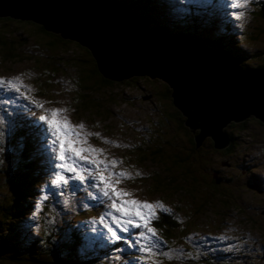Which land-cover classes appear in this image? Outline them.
I'll return each instance as SVG.
<instances>
[{
	"label": "rangeland",
	"instance_id": "obj_1",
	"mask_svg": "<svg viewBox=\"0 0 264 264\" xmlns=\"http://www.w3.org/2000/svg\"><path fill=\"white\" fill-rule=\"evenodd\" d=\"M175 1L179 3H167V13L186 28L226 35L224 40L247 49L249 55L246 60L249 62L264 58V53L258 59L254 56L256 48L264 52L262 18L253 15L238 18L241 12L251 10L250 1L256 5L264 0H249L247 7L236 8L237 12L232 17L228 16L225 7L209 6L213 9L205 10L201 1H198L200 7L186 6L183 0ZM252 12L256 14L255 10ZM213 13L222 16L211 17ZM26 21L16 19L6 26L0 24L1 30L13 34L9 39L19 51L14 56L0 52V78L23 85L21 93L8 89L0 92V96L4 101H25L30 107L23 104L18 107V113L34 129L33 119L41 115L50 116L53 109H66L63 116H67L73 125H84V133L93 134L88 137V142L97 149H103L108 160L118 161L116 170L130 174L131 178H123L119 187L130 192L131 198L152 203L161 201L168 207L164 215L176 221L173 222L176 227L169 226L171 234L165 232L167 236H173L170 238L163 234L158 223L153 225L162 244L156 250L158 254L148 260L140 259L143 253L138 246L131 247L138 255L134 252L129 255L118 253L121 247L101 253L86 243V231L82 229L85 226L90 229L96 224L97 218L88 217H98L99 210L84 208L86 201L80 195L82 192L50 183L46 194L48 199L58 204L53 208L47 201L55 213L52 222L60 225V229L65 228L67 238L73 233L80 237L81 246L75 245L76 263L264 264V124L253 117L242 122H227L223 129L233 123L240 131L236 144L227 150L224 148L229 141L222 148H216L210 135H205L197 144L195 136L200 130L185 124L187 116L182 115V110L174 104L173 88L168 87L165 80L143 75L131 77L123 83L113 81L110 88L100 92L86 89L87 78L83 84L80 76L86 75L88 67L96 66H85L90 64L89 57L85 63L76 61L77 56H90L75 44L79 42L72 39L64 45L61 40H52L51 31L42 24ZM208 23L214 25L200 26ZM252 28H259L260 38L247 42L244 36L240 40L238 33L242 29L250 32ZM211 41H207L206 46ZM227 49L225 51L236 54L235 50ZM93 64H97L96 60ZM79 65L85 66L83 74L78 72ZM252 66H256L255 63ZM93 76L98 77V74L94 72ZM179 118H183V122ZM0 124L9 126L1 116ZM39 130L42 135L40 123ZM226 132L233 134L229 130ZM189 147L196 153L188 150ZM163 180L167 185L172 183L170 188L163 190L162 183L156 182ZM212 190L214 195H210ZM208 196H214L213 202L208 207L200 205L198 200ZM158 214L159 220L163 210ZM44 216L41 207L32 209L23 224L26 231L20 234L27 235L41 228ZM18 227L21 228L20 225ZM16 235L7 234V240H16ZM196 253L202 258H196Z\"/></svg>",
	"mask_w": 264,
	"mask_h": 264
},
{
	"label": "water",
	"instance_id": "obj_2",
	"mask_svg": "<svg viewBox=\"0 0 264 264\" xmlns=\"http://www.w3.org/2000/svg\"><path fill=\"white\" fill-rule=\"evenodd\" d=\"M42 24L88 47L110 80L159 77L173 88L174 104L187 116L199 144L205 135L222 148L223 127L253 116L264 123V69L241 70L226 51L188 36L147 28L126 6L106 0H0V17ZM198 130V132H199Z\"/></svg>",
	"mask_w": 264,
	"mask_h": 264
},
{
	"label": "trees",
	"instance_id": "obj_3",
	"mask_svg": "<svg viewBox=\"0 0 264 264\" xmlns=\"http://www.w3.org/2000/svg\"><path fill=\"white\" fill-rule=\"evenodd\" d=\"M106 1L128 7L134 15L138 16L145 22L149 30L156 33L165 34L171 37L192 36L201 42L203 41L205 46L207 41L212 40L207 47L214 49L219 48L223 51L229 50L227 48L235 50L237 55H232L239 61H242L240 64L241 70L264 69V58H261V61L251 60L252 62H249L250 60H246L249 55L247 49H244V46L240 47L239 45L232 44L231 41L230 43L224 40L226 35H220L213 31H205L202 33L201 31L198 32L199 28L190 30L189 28L183 26L178 20L168 15L167 12L169 10V6L167 3H172L169 0ZM204 5L201 6H204L202 8L205 10L213 9V7H209L205 3ZM249 5L251 6V10L249 12H245L244 15H253V17L262 18L264 22V2L254 5V2L252 1ZM253 10L256 11V14H253ZM210 16L220 17L222 15L213 13L210 14ZM16 19L17 18L11 16H1L0 24L6 26ZM17 20L23 22V19ZM28 21L30 20H27L26 22ZM212 25L214 24L208 23L207 25L200 26L207 27ZM245 29H242L238 33L241 37L240 40L244 36L248 39L247 42H254L260 38L258 35L259 28H252L250 32H246ZM51 34L53 35L51 36L52 40H61L60 42L64 45H67L69 40H71L70 38H62L60 33L55 35L53 33ZM10 35L13 34L7 30L4 31L0 29V52H4L9 56H14L18 54L19 51H17L18 49L16 45L11 41V39H9ZM75 44L80 46V48L82 47L90 55L77 56L78 60L76 61L85 63L88 61L87 57H89L90 64H86L85 66H96L95 68L88 67L86 75L80 76L83 84L86 83L85 80L87 78L88 86L86 89L100 92L99 90L110 88L112 82L117 80H110L102 75L99 71L98 65L93 64L95 57L88 47L80 43ZM263 53L264 52L259 48H256L254 56L258 59ZM254 63L256 66H252ZM79 66V73L83 71V68L85 70V66ZM94 72L98 74V77L93 76ZM135 76L139 75H131L128 78L119 80L118 82L123 83ZM114 84H116V82H114ZM127 85L130 86L131 84L128 83ZM91 87L94 89H91ZM93 102L94 105H96L95 99ZM175 117L177 116L175 115ZM182 119L183 118H179L181 122H183ZM8 125L9 126L7 127L0 124V132L3 133V135L0 136V261L6 262L5 264H80L76 263L75 258V245L77 244L81 246L79 243L80 237L78 234L73 233L72 236L70 235V238H67L65 228L60 229V225L52 222L55 217V213L52 211L51 207H49L47 201L53 208L58 207V204L53 199H44L43 201H40L42 212L45 215L40 224L41 228L38 227L35 229V232H33L34 234L28 231L27 232L30 234H20V232L26 231L23 230L25 218L30 214L34 205L38 203L40 191L46 185V178L44 177V174L46 173V157L41 158V155H39V151L41 150L39 144H42L43 142L42 140H38L35 129L30 123L26 122L22 119V117H18L12 119ZM226 130L231 131L233 134L227 133ZM223 131L229 139L228 145L224 148L227 150L228 147H233L236 144L240 131L233 123L226 126ZM39 132L41 134L40 130ZM188 150L192 153H196L194 148L192 149L189 147ZM176 156L179 155L177 154ZM201 169H203V166ZM156 182L159 184L162 183L161 186L163 190H166L167 187L170 188L172 184L170 182L167 185L165 180ZM211 192L212 193H210V195H214L213 192L215 191L212 190ZM44 194H46V192ZM213 198L214 196H208L206 199L197 200L200 205L202 204L205 207H208L209 203L213 202ZM52 202H54V204H52ZM47 213L49 216H46ZM49 217L50 219L46 220L45 223L44 220ZM173 222L176 221L170 218V216L161 215L158 221L154 220L152 222V225L158 223V226L163 234L166 235V232L170 235L172 230L169 226L176 227ZM19 225L21 226L20 229L18 227ZM162 225L164 226L163 229ZM9 233L15 235L17 234L16 240L8 241L7 234ZM167 237L170 238L173 236ZM1 242L3 246H1ZM198 254L199 253H196V258L201 259L202 257ZM157 258L159 257L157 256ZM102 263L105 264V262Z\"/></svg>",
	"mask_w": 264,
	"mask_h": 264
},
{
	"label": "snow or ice",
	"instance_id": "obj_4",
	"mask_svg": "<svg viewBox=\"0 0 264 264\" xmlns=\"http://www.w3.org/2000/svg\"><path fill=\"white\" fill-rule=\"evenodd\" d=\"M248 2L249 0H235V7L245 8ZM243 16L244 13L241 12L238 18ZM22 87L23 85L15 80L0 78V92L13 89L16 93H21ZM4 102L8 103V100ZM40 107L43 108V105ZM66 111V109H53L50 116L39 117L46 123V135L51 137L53 150L58 153L59 163L55 167L59 171L54 173L52 185L62 187L68 185L70 179L81 183L94 179L96 182L93 187L98 188L100 195L110 201L109 207L112 211L119 214L118 216L108 214L111 216V224L106 223L101 217L100 223L107 229L105 237L112 242H124L131 247L138 246L139 251L143 253L140 257L142 260L157 255L156 250L159 249L162 241L158 237L156 228L151 226V221L158 215L159 210L166 211L164 205L162 202L152 203L131 198L130 192L120 188L122 179L131 178L130 174L113 171L119 166V162L115 159L108 160L103 149L92 146L88 142V137L93 134L84 133L85 126L82 124L73 125L67 116L62 115ZM2 135L3 133L0 132V136ZM43 199L47 200L48 195L45 194ZM130 228L144 229V231L139 232L136 240L133 241L127 235H121V233L128 234ZM145 240L150 242L142 243ZM166 255L171 254L166 253Z\"/></svg>",
	"mask_w": 264,
	"mask_h": 264
},
{
	"label": "bare ground",
	"instance_id": "obj_5",
	"mask_svg": "<svg viewBox=\"0 0 264 264\" xmlns=\"http://www.w3.org/2000/svg\"><path fill=\"white\" fill-rule=\"evenodd\" d=\"M172 2H174V3H179V2H176L175 0H171ZM51 33H53V34H57L58 32H55V31H51ZM60 33V32H59ZM60 35H61V33H60ZM165 35V34H164ZM61 37L62 38H68V37H63L62 35H61ZM178 37V36H177ZM189 37H191L192 39H194V40H196V41H198V42H200L201 44H203L204 45V43H203V41L201 42V41H199V40H197V39H195L194 37H192V36H189ZM71 39V38H70ZM72 40V39H71ZM228 54H230L231 56H233L231 53H229V51H226ZM234 58H235V56H233ZM235 59H237V58H235ZM237 61H238V66H239V68L241 69V67H240V64H241V61H239L238 59H237ZM169 87L171 86L170 84H167ZM199 133V132H198ZM257 177V176H256ZM226 237V236H225ZM226 243V242H225Z\"/></svg>",
	"mask_w": 264,
	"mask_h": 264
},
{
	"label": "flooded vegetation",
	"instance_id": "obj_6",
	"mask_svg": "<svg viewBox=\"0 0 264 264\" xmlns=\"http://www.w3.org/2000/svg\"><path fill=\"white\" fill-rule=\"evenodd\" d=\"M182 114V113H181ZM183 115V114H182ZM254 119L258 122V123H261V124H264L262 122H260L257 118L254 117Z\"/></svg>",
	"mask_w": 264,
	"mask_h": 264
}]
</instances>
